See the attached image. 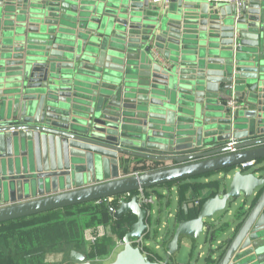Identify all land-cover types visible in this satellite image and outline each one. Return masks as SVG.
Listing matches in <instances>:
<instances>
[{
  "label": "water",
  "instance_id": "water-1",
  "mask_svg": "<svg viewBox=\"0 0 264 264\" xmlns=\"http://www.w3.org/2000/svg\"><path fill=\"white\" fill-rule=\"evenodd\" d=\"M134 160L171 165L123 177ZM263 163L264 0H0V224L221 174L195 219L170 223L162 262L131 243L155 230L156 197L109 206L136 221L107 264H169L203 233L201 264H264Z\"/></svg>",
  "mask_w": 264,
  "mask_h": 264
},
{
  "label": "trees",
  "instance_id": "trees-1",
  "mask_svg": "<svg viewBox=\"0 0 264 264\" xmlns=\"http://www.w3.org/2000/svg\"><path fill=\"white\" fill-rule=\"evenodd\" d=\"M212 176L205 175L158 187L159 190L166 189V192L170 193L171 189L176 190L175 224L195 219L203 203L216 195L221 182L220 180H209ZM205 179L208 181H203ZM158 188L144 190L145 196L154 195L156 197L159 207L157 220L154 223L155 230L143 238L144 241H151V243H157L158 228L162 226L160 215L163 206L168 208L171 205V197L167 196L168 194L166 196L161 194ZM197 198H199L198 205L187 213H183L181 206ZM109 206L117 209L119 204L117 201L109 205L104 202H93L0 224V262L46 264L45 256L47 254L62 252L70 263V251L81 253L87 261L106 260L115 247L111 237H116L118 241L122 242L124 235L136 221L130 214L122 216L119 220L114 219L109 211ZM146 208L149 209V205H146ZM241 217L242 212L238 210L236 219L239 220ZM99 227L108 228L110 236L97 237L93 243L86 245L84 231L89 229L94 235H97ZM174 228L168 230L167 227V238L160 242L164 251L172 238ZM227 228V225H223L220 229H214V232L223 233ZM145 250L154 255V257H148L150 261L162 262L164 260V257L154 252L153 246L145 247ZM172 258H170L169 264H171Z\"/></svg>",
  "mask_w": 264,
  "mask_h": 264
},
{
  "label": "crops",
  "instance_id": "crops-1",
  "mask_svg": "<svg viewBox=\"0 0 264 264\" xmlns=\"http://www.w3.org/2000/svg\"><path fill=\"white\" fill-rule=\"evenodd\" d=\"M170 165L171 164L168 163V162H156V161H148V160H134V161L131 162V164L128 167H126L121 172V175L123 177L140 175V174H144V173L156 171V170H159V169H164V168L170 167ZM263 165H264V163H263ZM258 166H260V165L259 164H256L255 167L251 168L249 171H253V170L254 171H257L256 168ZM212 178L213 179H216V180H220L223 177H222L221 174H218V175L212 176ZM229 179H230V176L228 177L227 183L229 182ZM203 181L206 182L208 180L205 179ZM220 182H222V181H220ZM163 190L164 189L160 190V193L161 194L164 193ZM172 191L174 193V199L176 201V190L173 188V189H171V192ZM169 193L170 192H167L168 195L167 194H164V195H167V196H169V197L172 198V195L169 194ZM238 205L236 204V205L232 206V208L229 209L228 213L225 214V215H223L224 217H221L220 215H218V216H216L214 218V221L211 224L212 225V227H211V229H212L211 233L212 234L218 235L219 233L218 232H214V229L215 230L216 229H220V227H222L225 224L226 225H229V229H227V232L230 233L231 229L237 223V219H236V212H237V210L236 209H237ZM175 212H176V210H175ZM174 215H175V213L172 215V219H174ZM167 225H169V226H167ZM167 227H168V230H170V222H168L166 224L165 229H167ZM165 229H163V231H161V234H160L161 236L160 237L163 236L164 231H166ZM202 236H203V240H204L205 239V234L203 233ZM153 244H154V246H153L154 252L157 253L161 257H165L166 251H164V249L162 248V246L159 243V241L157 243H153ZM195 245H196L195 243H192V242H190L187 239H182L180 241V244H179L178 252L172 258L171 264H188L189 261H190V256H192L193 259H195L197 256H199V260L203 259V257L205 256L204 241L201 242L200 244H197L196 245L197 247ZM149 246H150V244H149ZM116 248L117 249H120V250L122 249V248H119V246H115L114 249L112 250V252ZM190 254H192V255H190ZM177 257L184 258L185 262H187V263H185V262H178L177 259H176ZM104 262H105V260H104ZM107 263H110V262H107ZM107 263H101V264H107Z\"/></svg>",
  "mask_w": 264,
  "mask_h": 264
},
{
  "label": "built area",
  "instance_id": "built-area-1",
  "mask_svg": "<svg viewBox=\"0 0 264 264\" xmlns=\"http://www.w3.org/2000/svg\"><path fill=\"white\" fill-rule=\"evenodd\" d=\"M171 0H150L151 3L157 5V6H162L163 8H167L170 4ZM207 2H216V3H228L231 0H206ZM227 106H229L232 110H235L237 108H239V103L234 99L231 98L230 100H228L227 102ZM256 163L254 161H250L247 163H243L239 166H237L235 168V171H240V172H244V171H249L251 168L255 167ZM134 195H136L138 197L139 201H143L145 199H147L148 197L145 196L144 191L143 190H139L137 191L135 194L134 193H126V194H122V195H118V196H114V197H110L101 201H97L96 203H100V202H104L107 203L108 205L114 201H117L118 204H120L121 202H127L128 199H131ZM199 203V198L192 200L189 203H184L181 206V210L183 211V213H187L190 209L196 207ZM103 235L102 233V229L98 228V232L97 235H94L92 231H85L84 232V238L85 240L91 244L93 243L97 237H101ZM118 239L116 237L113 238V242L115 243V246H122V242L118 241ZM131 243L133 244V246L139 248V250L141 251L142 255H144L145 257H154L153 253L145 250V247H150L149 244H146V241H144L143 238H140L138 240H131ZM91 264H94L93 262H97V260L95 261H88Z\"/></svg>",
  "mask_w": 264,
  "mask_h": 264
},
{
  "label": "rangeland",
  "instance_id": "rangeland-1",
  "mask_svg": "<svg viewBox=\"0 0 264 264\" xmlns=\"http://www.w3.org/2000/svg\"><path fill=\"white\" fill-rule=\"evenodd\" d=\"M159 7H162V6H159ZM163 8V7H162ZM213 176H215V175H213ZM209 180H216V179H213L212 177H210L209 178ZM164 191V193L163 194H167V192H166V189H164L163 190ZM171 195H172V198H171V205H170V207H166V206H163V208H162V212H161V220H162V226L160 227V231H159V235L161 234V231H163V229H164V227L166 226V224L168 223V222H172L173 221V219H172V215L175 213V210H176V201H175V199H174V193H173V191L170 193ZM164 196H166V195H164ZM102 229V233H103V235H105V236H110V233H109V229L108 228H104V227H99V229ZM85 231H91V230H89V229H87V230H85ZM84 231V232H85ZM102 235V236H103ZM161 236V235H160ZM113 236L111 237V239H112V242H113ZM84 240H85V238H84ZM204 240H203V236H201L200 237V240L198 241V243L197 244H200L201 242H203ZM118 242V241H117ZM85 243H86V245H88L89 243L85 240ZM114 243V242H113ZM115 244V243H114ZM146 244H150V246H154V244L153 243H151V241H146ZM119 248H122V246H119ZM120 251V249H115L112 253H111V255L109 256V258L108 259H106L105 260V262H104V260H102V261H97V262H93L94 264H101V263H107V262H112L114 259H115V257H116V255H117V253ZM177 259V261L178 262H185V260H184V258H182V257H177L176 258ZM198 262V264H201L202 263V261L201 260H198L197 261ZM45 263L46 264H70V263H68V260H67V256L65 255V254H63L62 252H60V253H49V254H47L46 256H45ZM185 263H187V262H185ZM0 264H6V263H4V262H0Z\"/></svg>",
  "mask_w": 264,
  "mask_h": 264
}]
</instances>
